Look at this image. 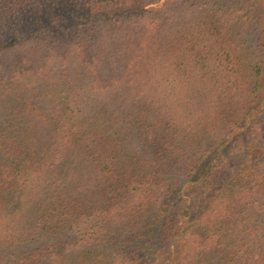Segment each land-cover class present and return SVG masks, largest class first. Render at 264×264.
<instances>
[{
  "label": "trees",
  "instance_id": "obj_1",
  "mask_svg": "<svg viewBox=\"0 0 264 264\" xmlns=\"http://www.w3.org/2000/svg\"><path fill=\"white\" fill-rule=\"evenodd\" d=\"M94 1L0 0V264H264V15Z\"/></svg>",
  "mask_w": 264,
  "mask_h": 264
},
{
  "label": "rangeland",
  "instance_id": "obj_2",
  "mask_svg": "<svg viewBox=\"0 0 264 264\" xmlns=\"http://www.w3.org/2000/svg\"><path fill=\"white\" fill-rule=\"evenodd\" d=\"M161 0H157L156 3H159ZM251 2L256 3L254 6L256 7V10L253 8V13L256 14L257 12H260L262 14V17L264 15V0H251ZM113 4L112 1H101V0H95L94 1V9H96L98 6H105L106 4ZM110 9V8H109ZM112 9V8H111ZM264 21V17H263Z\"/></svg>",
  "mask_w": 264,
  "mask_h": 264
}]
</instances>
